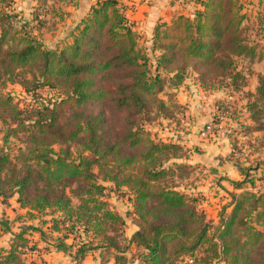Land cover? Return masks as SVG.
Here are the masks:
<instances>
[{
	"label": "trees",
	"instance_id": "16d2710c",
	"mask_svg": "<svg viewBox=\"0 0 264 264\" xmlns=\"http://www.w3.org/2000/svg\"><path fill=\"white\" fill-rule=\"evenodd\" d=\"M122 3L96 0L75 27L72 43L55 50L25 32L26 24L14 30L13 16L0 10V112L15 124L12 132L25 136L14 153L6 140L0 148V203L14 199L25 217L39 223L13 234L11 221L0 219V236H11L8 249L0 247V264H25L27 251H38L25 237L29 232L40 236L43 250L61 252L73 264L95 253L99 264H264V192L253 191L264 179L250 175L244 143L237 147V135L248 140L262 132L250 147L264 148V76L254 94H243L245 81L236 67L238 59L255 58L264 33L261 18L255 16L251 39L239 0H190L197 7L191 16L154 28L151 63ZM160 71L173 87L191 77L202 91L241 93L246 102L253 126L237 124L227 135L230 160L234 152L244 157L233 162L242 181L229 182L241 193L225 191L228 201L215 226L194 199L168 185L166 165L188 158L183 146L155 140L139 123L151 105L164 109L157 100ZM7 85L32 96L56 90L63 98L20 110L3 93ZM228 111L232 123L240 118L231 107L223 114ZM111 188L130 196L127 214L136 232L128 240L123 217L107 199ZM131 246L133 259L127 257Z\"/></svg>",
	"mask_w": 264,
	"mask_h": 264
},
{
	"label": "rangeland",
	"instance_id": "374dc122",
	"mask_svg": "<svg viewBox=\"0 0 264 264\" xmlns=\"http://www.w3.org/2000/svg\"><path fill=\"white\" fill-rule=\"evenodd\" d=\"M95 1L4 0L0 3V10L13 16L11 23L14 30H19L20 28H23L22 26L24 24H26L25 28H23L25 32L32 34L38 41H40L44 48L48 50H55L72 43V35H75V27L80 23L83 18V14L87 12L88 7H90L92 3H96ZM162 2L165 3V5H170L166 0H162ZM141 3L149 5L154 2H152V0H125V3H122V6L125 10L124 14L128 23L132 24V30L137 35L138 46L141 50H143V53L148 55L150 62L153 63L155 60L154 55H152L148 48L150 47V41L152 39L154 28L159 24H157V22L154 23V21L150 24V26H153L154 24H156V26H154L153 31L150 34L151 37L147 46L145 44V37L141 35L143 33L140 31V33L138 32V27H135L133 24L134 22L132 21L133 15L137 12L136 8L142 5ZM239 3L243 7L242 13L249 18L250 23L246 22L244 27L248 29V31L251 27L250 31L252 32L249 31L250 33H248V35L250 34L252 39L255 35L252 27H254L253 25L258 22V19L255 16L257 15L258 18L264 16V0H239ZM175 7L177 8L175 15L177 13L190 16L195 11L194 9H196L188 0L179 1ZM193 74L194 72L190 70L187 73V75L190 76ZM159 75L161 77L162 88L157 94V100L164 103V109L162 111H158L156 105H151L149 111L140 116L139 123L153 138H155V140L165 143H178L183 146L184 150L187 152L188 158L172 160L170 164L166 165V168L170 170L169 175L172 174L168 177V185L176 187V189L186 197L194 199L199 211L205 214L206 220L209 222V226H215L218 223V215L222 204L220 200L221 197L224 196V193L221 190L220 182L224 180V177L226 176H223L222 171L216 170V163L218 160L214 159L212 154L213 152L209 150L206 155V153L203 152L202 148L198 145H189L190 143L187 145L189 139L187 133H190V131L185 132L184 128L188 123L192 124L193 121L191 120L193 115H196L198 112L199 103L206 98L214 97L219 93L217 92L215 94V91H202L200 87L198 88L196 86L195 79L193 80L191 77L186 79L178 87H173L168 82V76L165 73L160 71ZM215 84L216 83H212L211 81L209 85H214L215 87ZM186 85L193 89V91L184 87ZM180 88H182L181 92ZM185 92L190 93L189 96L192 99L198 100L197 105L193 103L194 106L192 107L193 110L197 111L195 114L189 113V104L186 103L183 96ZM221 92L225 94L227 93L225 91ZM3 93L10 95L13 103L17 105L20 110H30L35 109L40 105L59 103L63 98L61 92L49 90L47 88L39 89L35 95L32 96V92L26 94L18 85H7L3 90ZM210 101H212V99ZM211 105H214L215 107V116L209 122L205 123L201 130H203L204 126L208 123L219 124L220 121L218 116L222 119L226 118L228 121L226 122L225 120H222L220 123V129L213 130L209 137H202L201 139L206 141L208 144L211 143V145L218 143L215 147V151L221 147L220 153H223L221 151H225V145H227L230 150L227 155L230 156L232 151L227 135L231 134V131L236 128H231V122L234 117L228 115L230 113L229 111L225 114H223V111L228 107H234V103L231 106L230 104H225V102L215 98V100L213 99ZM234 115L236 114L234 113ZM63 116H68V111H66ZM194 126L197 128V123H194ZM14 128L15 124L9 121V118L5 113L0 112V148L4 144L3 141L6 140V146L10 148V152L12 153L22 147V140L25 137L22 133L12 132ZM201 130L199 136H201ZM239 135L242 137V134ZM240 141L244 143L242 155L244 157H247V154L251 155L253 150L250 147V145H252L249 143L250 141L246 138ZM185 142L187 146L185 145ZM237 147H241V143L240 145L237 143ZM234 154L237 155V158ZM244 157H241L238 152H234L233 158L230 161L233 163L236 159L242 160ZM250 175L257 177V175L255 176L254 174ZM106 185L110 187L108 184ZM223 185L227 186L228 184L225 183ZM107 199L111 209L123 217L125 225L122 228V233L123 237H126L128 240V237L130 235L132 236V230L135 229L130 216L127 214L131 210V203L129 200L130 196L126 194L124 190L115 192L111 188ZM24 213V211L18 209L14 199L10 200L8 204L0 203V219H7L9 222L11 221L10 223L12 224H10V226L13 234L20 233L21 229L27 225H39V223L37 224L38 221L36 219H28V217H25ZM48 219L49 218L47 217L46 220ZM44 233H48L46 229H44ZM126 234L128 236H126ZM25 237L31 242V244H36L38 247V251L35 253L29 254V251H27V256L23 257L26 260L25 264H73L67 255L61 252H56L51 249H49V251L43 250L42 247L44 244L40 241V236L37 233L29 232L26 233ZM10 240V235H1L0 247L8 249ZM122 246L124 247V244H122ZM127 249V257L133 259L132 257L136 256V250L133 246ZM89 262L91 264H99L98 254H91ZM109 263L112 264V259H110ZM133 264H136V262Z\"/></svg>",
	"mask_w": 264,
	"mask_h": 264
},
{
	"label": "crops",
	"instance_id": "0c3cea01",
	"mask_svg": "<svg viewBox=\"0 0 264 264\" xmlns=\"http://www.w3.org/2000/svg\"><path fill=\"white\" fill-rule=\"evenodd\" d=\"M91 1H95V0H91ZM166 1L169 2V4L171 6L165 5V3L162 2V0H152V2H154V3H151L149 5H147L146 3H141L142 5H140L138 8H136L137 12L132 17L133 18L132 21L134 22L133 23L134 26L138 27V32L140 31L141 33H143L141 35L145 37V44L147 46L149 44V40L151 37L150 34L152 33L154 26H156V24H154L153 26L152 25L150 26V24L153 23V21H154V23L157 22V24H162V23L169 24L171 21L175 20L179 16H186V15L177 14V13L175 15V12L177 11V8L175 7V5H177L179 3V1H181V0H166ZM188 1L190 2V0H188ZM93 4L94 3H92L91 6ZM191 5L197 9V7L195 5H193V3H191ZM90 7H88L86 13H88ZM196 9H194V10H196ZM86 13L83 14V17L86 15ZM261 28H262V31H264V16L261 17ZM262 34H263V36H261V38H260V41H259L260 46L257 49V53H256L255 58H253L252 60H250V59H238L236 61L237 70L242 75V77L244 78V81H245V85L243 87V94L244 93L245 94H254L255 90L257 88V85H258V77L264 76V33H262ZM144 37H143V39H144ZM184 87H186L188 90L193 91V89H191L187 85ZM181 91H182V88H180V92ZM218 93H219L218 94L219 96L215 93L216 95L214 97L206 98L201 103H199L200 105L198 106V108H199L197 110L198 112L193 110V108H192L194 106L193 103H195V105H197L198 100L192 99L189 96L190 93L185 92L183 94L184 100L186 101L187 104H189L188 105V108L190 110L189 113L195 114L197 112V114L193 115V117H192V120H191V121H193L192 124L188 123L187 125H185L184 130H185V132L190 131V133H187V135L189 137V139L187 138L188 139L187 145L189 143H190L189 145H191V144L198 145L199 147L202 148V151L205 152L206 155L208 154V151L210 150L211 152H213L212 154H213L214 159L218 160V162L216 163L217 164L216 170L222 171L223 176H226V177H224L225 179L220 182L221 183V190L224 193V196L221 197V200H220V202L222 203L221 204V206H222L225 204L224 202L228 201L227 194L225 193V191L233 192L235 194L241 193L240 190L233 191L229 182L230 181L231 182H241L242 177L240 176L239 172L235 168L234 164L231 163V161H230L231 155L230 156L227 155L228 152L230 151L229 148L227 147V145H225V151H221L223 153H220L221 147L218 149L219 151L218 150L215 151V147L218 145V143H215V145H211V143L208 144L206 141L201 139L202 137L199 136L200 130L205 123L209 122L215 116V114H214L215 113V107H214V105H211L213 99L215 100V98H218L222 102H225V104H230L231 106L234 103V107L232 106L231 108L234 109L239 114L240 118L234 123L231 122V128L237 127V124H240V123L242 125H250V127H252L253 124L249 121L248 115L244 112V107H245L246 102L244 99H242L243 95L241 93H231V94H227V93L225 94L223 92H218ZM216 96H218V97H216ZM192 97H193V95H192ZM211 99H212V101H210ZM224 120L226 122L228 121L226 119H224ZM194 123H197V128L194 126ZM188 128H189V130H188ZM250 135H251L250 137L252 139L248 138V140H251V144L253 145L254 144V142L252 141L253 138L255 139V138L260 137L262 135V132H254L253 134H250ZM237 137L239 139V145H240V143L242 142L240 140H244V138L242 139V137L240 135H237ZM185 145H186V142H185ZM211 146H213V147H211ZM255 148L256 147L251 148L253 150V153H251V155L247 154L248 164H246V165H251V169H252L250 172L251 174H254L255 176L257 175V178L262 177L264 179V148L263 149H255ZM213 149H214V151H213ZM217 154H219V155H217ZM202 156H205V155H202ZM232 158H233V155H232ZM225 183H227L228 185L227 186L223 185ZM263 187H264V180L262 182H256L255 189L253 191H255V192L258 191V192L262 193V192H264ZM21 211H24L26 213V210H21ZM25 213H24V215H25ZM135 232H136V228L134 230H132L131 234L133 235ZM126 236H128V235L126 234ZM130 238H131V235L128 237V239H130ZM90 256L91 255H88L81 264H91L89 262Z\"/></svg>",
	"mask_w": 264,
	"mask_h": 264
},
{
	"label": "built area",
	"instance_id": "2783aa9c",
	"mask_svg": "<svg viewBox=\"0 0 264 264\" xmlns=\"http://www.w3.org/2000/svg\"><path fill=\"white\" fill-rule=\"evenodd\" d=\"M218 119H219V121H220V123H221V121L222 120H224V119H226V118H220V117H218ZM220 123L218 124V123H208V124H206L205 126H204V128H203V130H201V137H209L210 135H211V132L213 131V130H218V129H220ZM234 156L237 158V155L236 154H234ZM263 189H264V187H263Z\"/></svg>",
	"mask_w": 264,
	"mask_h": 264
}]
</instances>
